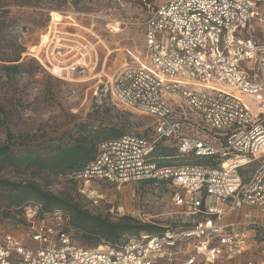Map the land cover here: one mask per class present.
Here are the masks:
<instances>
[{
    "label": "built area",
    "instance_id": "1",
    "mask_svg": "<svg viewBox=\"0 0 264 264\" xmlns=\"http://www.w3.org/2000/svg\"><path fill=\"white\" fill-rule=\"evenodd\" d=\"M259 3L162 1L143 21L138 55L126 51L121 68L95 85L96 97L150 118V131L100 142L71 177L116 190L167 184L175 210L164 232L86 246L62 211L27 205L19 232L0 227V264H264V239L247 228L259 222L264 232V29L258 37L253 24L257 17L264 26ZM81 45L80 55L89 43ZM160 144L185 162L159 164Z\"/></svg>",
    "mask_w": 264,
    "mask_h": 264
},
{
    "label": "rangeland",
    "instance_id": "2",
    "mask_svg": "<svg viewBox=\"0 0 264 264\" xmlns=\"http://www.w3.org/2000/svg\"><path fill=\"white\" fill-rule=\"evenodd\" d=\"M162 1L0 0V64L18 56L27 70L0 76V144L9 142L24 149L71 143L80 123L117 126L128 134L147 135L150 118L96 97L94 88L99 80L121 68L126 51L138 55L143 45V21ZM256 9L257 16L264 17V4L259 3ZM253 24L259 37L264 26L257 17ZM51 25L54 30L49 32ZM87 42L89 47L80 55L81 44ZM252 66L242 64L246 70ZM246 99L252 106L251 98ZM0 176L34 180L55 194L78 201L92 213L109 214L112 219L129 215L166 224L174 216L171 188L162 182L146 186L134 183L116 190L34 167L19 171L7 168ZM13 220L0 217V227L19 232L22 222ZM236 220L249 222L242 215ZM259 220L263 222L264 217ZM260 224L247 228L260 235L264 233Z\"/></svg>",
    "mask_w": 264,
    "mask_h": 264
},
{
    "label": "trees",
    "instance_id": "3",
    "mask_svg": "<svg viewBox=\"0 0 264 264\" xmlns=\"http://www.w3.org/2000/svg\"><path fill=\"white\" fill-rule=\"evenodd\" d=\"M18 60V56L4 60L5 63L0 64V76L27 71ZM123 134H126L125 131L117 126L93 127L80 123L71 143L52 142L42 147L17 149L6 142L0 144V171L34 167L72 179V173L82 171L94 159L100 142ZM153 158L159 164H177L186 159L175 149L163 144L158 146ZM145 184L151 185L152 181L146 180ZM0 201L4 202V205H0V217L12 218L16 223L24 222L23 207L27 205L39 206L40 213L60 210L68 218L74 237L79 242L91 243L93 246L102 243L115 246L140 233L161 234L166 229L159 223L140 221L129 215L112 219L109 214L92 213L78 201L55 194L34 180H14L0 176ZM260 235L264 239V233Z\"/></svg>",
    "mask_w": 264,
    "mask_h": 264
},
{
    "label": "bare ground",
    "instance_id": "4",
    "mask_svg": "<svg viewBox=\"0 0 264 264\" xmlns=\"http://www.w3.org/2000/svg\"><path fill=\"white\" fill-rule=\"evenodd\" d=\"M54 30V27H53V25H51L50 27H49V29H48V31L49 32H52ZM53 35H56V34H53ZM59 37V35L57 36V38ZM59 42L58 41H56V46H59V44H58ZM37 48H35V50H36ZM49 51V50H48ZM36 52V51H35ZM47 54H51V52H49V53H47Z\"/></svg>",
    "mask_w": 264,
    "mask_h": 264
}]
</instances>
